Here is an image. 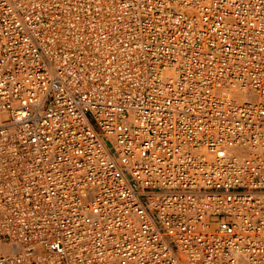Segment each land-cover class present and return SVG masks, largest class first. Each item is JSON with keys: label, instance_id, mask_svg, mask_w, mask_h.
<instances>
[{"label": "built area", "instance_id": "1", "mask_svg": "<svg viewBox=\"0 0 264 264\" xmlns=\"http://www.w3.org/2000/svg\"><path fill=\"white\" fill-rule=\"evenodd\" d=\"M0 264H264V0H0Z\"/></svg>", "mask_w": 264, "mask_h": 264}, {"label": "bare ground", "instance_id": "2", "mask_svg": "<svg viewBox=\"0 0 264 264\" xmlns=\"http://www.w3.org/2000/svg\"><path fill=\"white\" fill-rule=\"evenodd\" d=\"M0 249H1L2 251H7V250H6V247H3V246H1Z\"/></svg>", "mask_w": 264, "mask_h": 264}]
</instances>
